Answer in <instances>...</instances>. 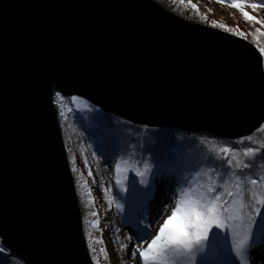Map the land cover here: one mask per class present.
<instances>
[{
    "label": "water",
    "instance_id": "water-1",
    "mask_svg": "<svg viewBox=\"0 0 264 264\" xmlns=\"http://www.w3.org/2000/svg\"><path fill=\"white\" fill-rule=\"evenodd\" d=\"M129 123L239 140L264 124L249 41L155 0H0V246L94 264L54 94Z\"/></svg>",
    "mask_w": 264,
    "mask_h": 264
},
{
    "label": "snow or ice",
    "instance_id": "snow-or-ice-1",
    "mask_svg": "<svg viewBox=\"0 0 264 264\" xmlns=\"http://www.w3.org/2000/svg\"><path fill=\"white\" fill-rule=\"evenodd\" d=\"M231 6L240 9L246 20L255 19L243 11V3L234 2ZM248 6L257 9L262 5ZM256 23L264 21L257 20ZM260 52L264 54V46L260 47ZM258 131L264 133V128H258ZM239 143L246 147L240 150L234 146H221L215 153L209 149L211 155L204 161L206 170L196 167L183 177V184L173 189L169 197L168 203L174 204V210L162 226H158V221L167 211V205L155 222H149L147 207L153 199L154 189L145 178V172L132 170L134 175L130 184L121 185V190L128 194L130 208L125 222L138 229L133 233L136 244L131 254L137 264H196L197 256L200 264H219L216 252L221 242L228 245L229 253L234 251L241 259L255 255V251L249 252V249L264 235V176L256 177L254 170L264 168V144L251 147V136ZM241 156L245 159L241 160ZM115 171L120 172L119 163L115 165ZM193 180L203 183L196 187ZM154 228L158 234L152 238ZM144 244L147 248H143ZM101 251L107 259L106 250ZM232 264H240V260L234 257Z\"/></svg>",
    "mask_w": 264,
    "mask_h": 264
},
{
    "label": "trees",
    "instance_id": "trees-1",
    "mask_svg": "<svg viewBox=\"0 0 264 264\" xmlns=\"http://www.w3.org/2000/svg\"><path fill=\"white\" fill-rule=\"evenodd\" d=\"M213 1L225 7L227 14L233 11L231 5L234 2L243 3L246 7L243 11L251 9L248 5L253 3L264 7V0ZM172 2L173 4L185 3L183 0H172ZM261 7L259 10L262 9ZM185 10L196 12L199 22L203 25L214 27L249 41L259 52L260 47L264 46V24L256 23L259 20L256 17H254L253 21L246 20L242 11L238 10V8L234 12L239 14V20H237L235 25L230 26L229 22L214 16L210 11H205L197 3H187ZM261 55L264 67V54ZM54 104L58 110L63 140L72 171L77 172V175L80 173L79 181L76 184L77 191L79 193L86 191L85 195L87 194L88 198L94 202V206L97 207L93 188L97 184H100L98 187H101V175L99 170V175H95L93 167L97 166L98 169L101 168L103 170L101 165H106V163L111 164L113 174L109 178L108 175L106 177L110 179L115 196L112 197L109 194L108 201L112 207L115 204L116 209L119 211V216L124 222L129 216L130 208L128 194L121 190V185L130 184L131 177L134 175L133 169L141 172L149 169L150 171L148 172L151 178L156 176L159 181L163 179V184L167 187L170 185V183L167 184L168 179L171 184H174L175 189H177L180 184H183V177L189 175L194 168L199 167L201 171H205V157L217 152L219 147L234 146L240 150L246 147V145L239 143L244 138L225 140L212 134L188 132L178 128H148L134 125L94 107L79 97L71 98L58 95L54 98ZM260 128H264V124ZM250 136L253 141L250 145L251 147L264 144V133L257 130ZM209 149H211V153ZM89 157L93 158L92 162L88 161ZM178 157H184L188 160L184 168L186 172L182 174L181 172L178 174L181 165L176 161ZM240 159L244 160L245 157L241 156ZM117 163L120 164L119 173L125 172V175L122 177L123 183H121L118 177L119 173L115 171ZM89 172H91V175H89ZM254 174L256 177L264 176V168L254 170ZM118 180L119 183H117ZM192 183L196 187H199L203 181L193 180ZM150 186L152 187L153 184H150ZM97 221H93L91 224L88 222L84 223L83 230L86 242L94 263L108 264L105 260L104 252L101 251V249H105V244H103V241L99 243L101 239L97 231L100 222L97 223ZM129 224L131 223H127V225ZM89 229H92L91 233H89ZM257 241H261V238ZM254 250L260 254L264 248L261 246ZM233 253L235 254L234 251ZM0 264L24 263L9 252L0 249Z\"/></svg>",
    "mask_w": 264,
    "mask_h": 264
},
{
    "label": "rangeland",
    "instance_id": "rangeland-1",
    "mask_svg": "<svg viewBox=\"0 0 264 264\" xmlns=\"http://www.w3.org/2000/svg\"><path fill=\"white\" fill-rule=\"evenodd\" d=\"M155 1L158 2L161 6H163L168 11L174 13L175 15H178L185 20L195 22V23H200L199 18L196 16V12L192 10L191 11L185 10V5L189 2L197 3L205 11H210L211 14H214V16L222 18L224 21L229 22L228 23L229 26L233 24L235 25L237 20H239V17H240L238 16L239 15L238 13L234 12L236 10L235 7H233V11L230 14H227L226 8L222 7L221 5L214 2L213 0H183L185 1V3L183 4L182 3L173 4L172 0H164V1L155 0ZM261 8L262 9L260 10L259 8L257 9L251 8L245 11L248 12L249 15L258 18L260 21H264V7H261ZM244 9H246V7H244ZM237 12H241V11H237ZM58 95L60 94L55 93L54 98ZM71 98H78V97L74 96ZM222 139H225V138H222ZM88 161L92 162L93 158L89 157ZM176 161L177 163H179V165L181 164L179 167L180 171L178 172V174H180V172L181 174L183 172H186L184 168L187 165L188 160L185 159L184 157H178ZM79 162L81 163V161ZM69 163H70V160H69ZM101 167H103V170L101 168L98 169L97 166L93 167L94 174L99 175V171H100V175H101V187H98V185L100 184H97V186L93 188V193L96 196L95 200L97 202L96 203L97 207L94 206V202L88 198L87 194L85 195L86 191H84L83 193L82 192L79 193L77 191L80 211H81V215L83 219V226H84V223L86 222L91 224V222L97 221V220L101 223V224L99 223V229L97 233L101 241H103V244H105V249L107 251V259L105 260L107 261L108 264H137V260L132 259L131 254L135 250L133 246L136 244V237L135 235H133V233L137 232L138 229L134 227L132 224H129L130 226L127 225L126 222H124V220H122L121 217L119 216V211L116 209L115 204L113 205V207L112 205H110L108 201V195L110 194L112 197H114L115 191H113V187L111 186L110 179H107L106 176L108 175V178L111 177V175L113 174V171H112L113 168L111 164H108V163H106V165L105 164L101 165ZM82 170L84 171L83 168ZM143 172H145V178L149 180V185L153 184L152 187L155 192L158 190L157 197H159V195L163 192L165 195H167L166 199L162 201L160 204H158L156 207L153 205L154 208L149 206L147 209L148 221L155 222L157 220L158 215L164 211L165 205H167V211L164 212L163 218L159 219L158 221V226H162L164 223V220L167 219V217L171 215V212L174 210V204L168 203L169 197L173 189H175L174 184L173 183L171 184V182L167 179V184L170 183V185L167 187L163 184L164 183L163 179L159 181V179L156 176L151 178L148 171H143ZM72 174L75 180V184H77L80 178L79 177L80 173L79 175H77V172L72 171ZM124 175H125V172H121L118 174V177L121 183H123L122 177ZM137 179L139 180L140 177H137ZM153 180H155V183H153ZM162 185L164 186L163 188L164 190L163 189L159 190V188L162 187ZM201 190L203 189L201 188ZM81 198L83 199L82 201H81ZM91 213H96V215H90ZM141 226H143V221L141 222ZM91 230L92 229H89V233L92 232ZM157 234H158L157 230L154 228L152 238H154L155 235ZM84 236H85V233H84ZM85 239H86V236H85ZM220 247L223 248V250L226 252L228 256L231 257V259L234 257L236 259H239V257H236V255L233 252L229 253L228 245L225 244L224 242H221ZM143 248H147V244H144ZM0 249L3 251L1 246H0ZM261 253H263V257L257 256L256 254L254 255L257 258L256 264H264V250ZM92 261L94 263L93 259ZM241 264H243L242 261H241Z\"/></svg>",
    "mask_w": 264,
    "mask_h": 264
},
{
    "label": "bare ground",
    "instance_id": "bare-ground-1",
    "mask_svg": "<svg viewBox=\"0 0 264 264\" xmlns=\"http://www.w3.org/2000/svg\"><path fill=\"white\" fill-rule=\"evenodd\" d=\"M164 188V186L162 185V187H160L159 188V190H161V189H163ZM164 190V189H163ZM158 192V190L155 192L154 191V196H153V199L149 202V206L150 207H153V205L156 207L158 204H160L162 201H164L165 199H166V197H167V195H165L164 194V192L163 193H161L160 195H159V197H157V193ZM154 208V207H153ZM261 238V241L260 242H256L255 244H253L252 245V248H250L249 249V252H252L254 249H256V248H258V247H261V246H263V248H264V235L263 236H261L260 237ZM255 251V250H254ZM255 254L257 255V256H260V257H263V253H257L256 251H255ZM254 257V258H253ZM260 257H258V258H260ZM216 259H217V261L219 262V264H230V263H232L233 262V258L231 259V257L229 256L228 257V255L226 254V252L223 250V248H221L220 246H219V248H218V250H217V252H216ZM238 260H240V264H241V261L243 262V264H250V262L251 261H254L255 262V264H256V262H257V258H256V256H251L249 259H241L240 257H239V259ZM196 264H200V257L199 256H197V258H196Z\"/></svg>",
    "mask_w": 264,
    "mask_h": 264
}]
</instances>
